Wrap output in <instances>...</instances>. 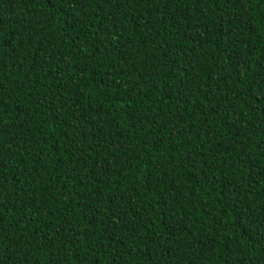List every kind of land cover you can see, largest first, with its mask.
<instances>
[{
	"label": "trees",
	"instance_id": "trees-1",
	"mask_svg": "<svg viewBox=\"0 0 264 264\" xmlns=\"http://www.w3.org/2000/svg\"><path fill=\"white\" fill-rule=\"evenodd\" d=\"M0 264H264V0H0Z\"/></svg>",
	"mask_w": 264,
	"mask_h": 264
}]
</instances>
